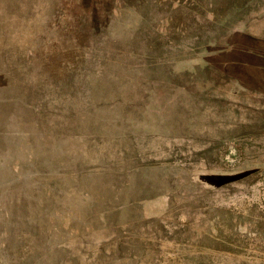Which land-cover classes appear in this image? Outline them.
<instances>
[{
	"label": "crops",
	"instance_id": "obj_1",
	"mask_svg": "<svg viewBox=\"0 0 264 264\" xmlns=\"http://www.w3.org/2000/svg\"><path fill=\"white\" fill-rule=\"evenodd\" d=\"M141 18L134 19L141 24ZM130 28L96 31L95 48L99 44L104 57L86 84L61 78L51 105L49 96L38 105L28 93L0 99V216L61 215V246L75 264L87 257L108 264L71 253L77 247L92 255L89 247L104 246L86 237L110 234L130 249L125 229L164 235L179 227L201 240L142 244L137 235L132 263L264 264V111L249 105L264 101V79L256 77H264L263 54L242 46L249 56L233 60L240 46H222L209 51L214 57L173 56L153 65L147 32ZM242 34L234 33L231 42ZM156 71L162 77H154ZM114 74L123 78L118 94ZM246 190L255 196L241 203ZM209 194L217 200L212 207L204 202ZM189 205L196 208L187 212ZM199 209L205 213L193 212ZM190 212L204 221L174 223ZM6 229L17 230L18 223ZM129 262L124 254L117 260Z\"/></svg>",
	"mask_w": 264,
	"mask_h": 264
},
{
	"label": "rangeland",
	"instance_id": "obj_2",
	"mask_svg": "<svg viewBox=\"0 0 264 264\" xmlns=\"http://www.w3.org/2000/svg\"><path fill=\"white\" fill-rule=\"evenodd\" d=\"M160 1L161 6L153 5ZM141 4L146 5L140 9L138 6ZM129 9H132L130 15L127 12ZM143 14L144 19L141 18V24H138L134 18ZM247 25L252 31L251 35L244 33ZM106 26L115 32L129 30L132 26L134 28L131 30H143L142 35L147 32L150 43L155 46L152 50L153 65L165 64L167 58L174 59L173 56L178 59L202 55L214 57L216 54L212 52L211 55L209 51L222 46H240V50L235 49L231 55L233 60H238L240 55L249 56L243 54L247 49L242 46L251 50L254 48L264 57V0H0V99H24L28 93L33 103L38 105L48 100L49 96L47 102L51 105L54 94L61 91V78H81L86 84L98 60L104 57L105 52H100L99 44L95 48L99 43L96 31ZM162 31L167 34L166 38L159 37ZM234 33H243L237 35V43L231 42ZM155 36L159 38H153ZM114 46L124 48L122 43H115ZM61 66H64L63 72ZM61 73L64 77H61ZM153 76L162 77V73L156 71ZM113 77V89L118 94L123 78H115V74ZM209 78L216 76L211 74ZM256 104L249 105L251 109L257 107L264 111V101ZM248 146L245 143L243 148ZM244 158L249 157L245 155ZM250 196H255V193L246 190L241 203L251 200ZM211 198L212 194L205 196L206 207L209 200L211 207L213 203L217 204L216 198L213 202ZM205 206L201 204L199 207ZM187 208L188 212L196 207L189 205ZM39 210L35 209L37 212ZM197 211L202 209L193 212ZM193 212L174 223L204 221V215ZM13 220L18 223V229H6ZM122 233L125 240H131L130 249L121 248L120 242L115 241L119 240L118 237L102 233L86 237L91 244L94 240L104 244L103 247H89L87 251L92 255L79 251L84 248L77 247L71 253L76 250L73 255L91 256L93 261L95 256L101 257L98 261H107L108 264H118L117 260L124 254L129 256V264H133L140 242L152 244L156 240L202 238L182 227L164 232V235L149 228L139 232L125 229ZM137 235L143 238V242L133 241L138 238ZM210 241L214 247H219L214 239L210 238ZM236 241L241 245L251 244L243 238ZM64 249L61 246V215L35 213L0 216V264H75L68 261ZM145 261L153 264V259L146 258ZM76 264L91 263L87 257Z\"/></svg>",
	"mask_w": 264,
	"mask_h": 264
}]
</instances>
